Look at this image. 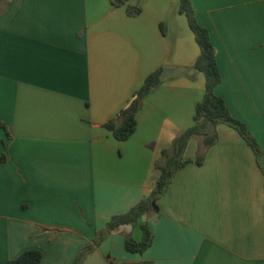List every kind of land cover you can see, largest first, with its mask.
<instances>
[{"label":"crops","instance_id":"0c3cea01","mask_svg":"<svg viewBox=\"0 0 264 264\" xmlns=\"http://www.w3.org/2000/svg\"><path fill=\"white\" fill-rule=\"evenodd\" d=\"M191 1L216 51L215 93L262 156L225 124L209 147L191 138L158 212L108 232L81 264H264V0ZM126 5L9 0L0 12V264L27 250L40 264H73L111 217L151 193L161 150L194 124L205 78L173 16L179 1ZM160 68L135 133L115 139L104 125ZM145 223L147 250L126 251Z\"/></svg>","mask_w":264,"mask_h":264},{"label":"trees","instance_id":"16d2710c","mask_svg":"<svg viewBox=\"0 0 264 264\" xmlns=\"http://www.w3.org/2000/svg\"><path fill=\"white\" fill-rule=\"evenodd\" d=\"M9 0H0V12L8 4ZM112 5L119 7L126 5V0H110ZM178 11L185 15L188 27L194 35L199 47V55L193 68L201 72L205 78L203 100L195 107L193 117L194 124L185 132L180 134L172 143L171 147L163 148L160 157L154 163V169L159 171V177L151 193L140 200L128 212L115 215L107 222L106 227L99 230L92 245L84 247L73 264H81L83 257L97 246L108 232L118 229L124 225L136 226L145 215L158 212V199L167 191L174 175L187 164L183 160L184 151L188 141L193 137H201L205 147L211 146L216 139V127L225 124L235 129L255 152L258 160L262 156V150L258 142L249 131L248 127L239 119L232 116L223 98L215 93V87L221 81L220 71L216 62V51L211 43L208 30L201 26L196 18L191 0H178ZM128 15L135 16L140 12L139 7L126 5ZM162 69L148 75L143 85L135 92L129 104L123 108L118 115L107 122L104 127L112 133L115 139L125 141L136 131V115L144 99L161 83ZM0 130L7 132L6 125L0 121ZM2 140L0 139V144ZM7 156L0 152V165L5 163ZM203 156H198L195 163L200 165ZM142 237L135 240L130 235L125 237V249L130 253H143L151 242V233L148 225L140 224ZM42 253L38 250H27L7 264H40Z\"/></svg>","mask_w":264,"mask_h":264},{"label":"rangeland","instance_id":"374dc122","mask_svg":"<svg viewBox=\"0 0 264 264\" xmlns=\"http://www.w3.org/2000/svg\"><path fill=\"white\" fill-rule=\"evenodd\" d=\"M173 16H174V18L176 19V21H177V25H178V30L180 31V25H184V26H186L187 27V30H188V32H189V34H191V36H192V38H193V40H194V37H193V34H192V32L189 30V28H188V23H187V19H186V17H185V15H182V14H178V13H175V14H173ZM182 25V26H183ZM194 43H195V41H193ZM195 46H196V48H198V52H199V47H198V45L195 43ZM199 74H201V73H199ZM202 75V74H201Z\"/></svg>","mask_w":264,"mask_h":264}]
</instances>
